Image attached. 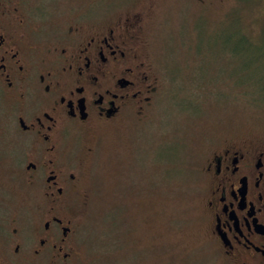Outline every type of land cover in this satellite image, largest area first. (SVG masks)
Here are the masks:
<instances>
[{"label":"rangeland","instance_id":"obj_1","mask_svg":"<svg viewBox=\"0 0 264 264\" xmlns=\"http://www.w3.org/2000/svg\"><path fill=\"white\" fill-rule=\"evenodd\" d=\"M154 1L18 0L30 30H49L67 12L108 21L129 2L148 10L145 35L162 85L148 119L68 138L96 146L91 171L70 194L82 264H220L198 170L225 139L264 140V0H156L151 9ZM25 158L19 145L0 147L6 233L44 217L45 177L29 184Z\"/></svg>","mask_w":264,"mask_h":264},{"label":"flooded vegetation","instance_id":"obj_2","mask_svg":"<svg viewBox=\"0 0 264 264\" xmlns=\"http://www.w3.org/2000/svg\"><path fill=\"white\" fill-rule=\"evenodd\" d=\"M17 4L0 0V147L24 149L29 184L44 175L46 209L7 233L0 226V264H82L70 194L91 171L96 146L68 138L148 119L162 87L145 35L148 10L129 2L108 21L67 12L49 30H30ZM205 158L198 187L213 252L220 264H264V140L225 139Z\"/></svg>","mask_w":264,"mask_h":264},{"label":"trees","instance_id":"obj_3","mask_svg":"<svg viewBox=\"0 0 264 264\" xmlns=\"http://www.w3.org/2000/svg\"><path fill=\"white\" fill-rule=\"evenodd\" d=\"M239 37H240V40H241L242 42L245 40L244 38H242L241 35H240ZM240 40H239V41H240ZM244 42H245V41H244ZM247 44H249V43H247ZM249 45H250V44H249Z\"/></svg>","mask_w":264,"mask_h":264}]
</instances>
